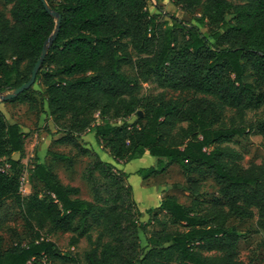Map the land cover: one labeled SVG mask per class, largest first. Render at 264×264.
Returning <instances> with one entry per match:
<instances>
[{
    "label": "trees",
    "instance_id": "trees-1",
    "mask_svg": "<svg viewBox=\"0 0 264 264\" xmlns=\"http://www.w3.org/2000/svg\"><path fill=\"white\" fill-rule=\"evenodd\" d=\"M3 1L10 8L9 17L0 12V94L28 82L55 27L40 0ZM149 1L45 0L61 22L36 75L38 91L33 85L7 102L32 106L35 95L43 94L62 135L56 143L71 147L77 158L93 159L83 173L93 200L59 183L44 163L27 170L43 195L23 196L24 131L0 112V204L13 199L30 232L28 243L0 250V264L77 263L50 237L88 220L97 235L93 239L84 229L90 246L83 264H246L231 219L256 218L264 240V164L245 167L232 146L246 132L248 112H264V0H166L187 13L200 10L196 25L152 13ZM246 63L255 83L245 81ZM23 64L26 76L19 73ZM146 87L159 93L146 97ZM165 92L191 98L167 99ZM84 136L116 164L147 153L155 166L135 174L142 180L176 165L186 177L210 176L221 198L185 206L166 196L149 213V231L138 220L140 211L133 218L123 210L126 203L136 207L130 175L84 148ZM175 187L192 195L199 190L196 181ZM77 244L73 238L71 246Z\"/></svg>",
    "mask_w": 264,
    "mask_h": 264
},
{
    "label": "rangeland",
    "instance_id": "rangeland-1",
    "mask_svg": "<svg viewBox=\"0 0 264 264\" xmlns=\"http://www.w3.org/2000/svg\"><path fill=\"white\" fill-rule=\"evenodd\" d=\"M228 1L233 4L241 2L240 0ZM147 7L152 13H158L160 10L163 14L174 16L192 25H196L194 18L199 17L201 14L200 10H196L194 13L182 11L166 0H150ZM9 8L3 0H0V12L8 17ZM229 18L228 16L227 19ZM19 73L21 76L28 74L25 64L21 65ZM245 81L255 83V78L247 63L245 64ZM33 89L38 91L36 84ZM146 89V97L159 93L147 87ZM11 92H5L3 95H8ZM165 95L167 99L179 101L191 98L188 94L172 92H165ZM35 99L36 103L32 106L25 103L0 101V112L5 122L7 124H18L24 131L25 152L21 160L24 172L35 164L44 163L56 174L59 183L79 188L80 197L92 201L91 189L83 179V173L93 159L91 157L77 158L71 147L56 143V140L62 135L57 134V129L48 117L43 94H36ZM245 129V134L242 137L235 138L232 146L243 154L242 164L245 167L250 164H264V112L262 109L248 112ZM79 141L84 148L95 152L104 162L111 163L115 169L130 175L127 183L132 186L131 199L136 207L126 203L123 210L128 209L133 218L137 217L136 210L140 211L142 217L138 220L140 223L148 225L147 229L149 231L153 229L149 224V213L156 212L157 203L166 196L175 197L180 204L185 206H188L194 199L210 204L221 198L220 188L210 176L191 174L186 177L176 165L169 167L166 172L156 177L135 182V180H131L132 175L138 177L135 174L140 169L155 166V160L147 153L140 159L127 164H116L107 151L97 146L91 137L84 136ZM191 181H196L199 185V190L195 195L175 187L176 185L190 187ZM33 193L42 196L43 186L36 180H30L27 175L21 188V194L27 197ZM129 212L126 213L129 214ZM229 225L236 227L241 234L238 244L240 259L246 264H264V240L262 232L257 228L256 218L243 221L231 219ZM132 228L136 229L135 226H132ZM84 229H88L89 234L95 239L97 229L94 227L92 220H88L84 227H77L73 232L58 231L50 237V240L56 244L63 254H68L77 261V263L56 262L54 264H83L84 255L90 246ZM73 238L78 239V244L74 247L71 246ZM137 239L140 247L143 248L146 245L145 237L139 229H137ZM29 241L30 232L24 227L23 219L15 201L13 199L5 200L0 204V250L9 249L18 243L26 244Z\"/></svg>",
    "mask_w": 264,
    "mask_h": 264
},
{
    "label": "water",
    "instance_id": "water-1",
    "mask_svg": "<svg viewBox=\"0 0 264 264\" xmlns=\"http://www.w3.org/2000/svg\"><path fill=\"white\" fill-rule=\"evenodd\" d=\"M40 1L43 4V7H44L45 11L50 15V17H52L55 20V27H54L53 33L51 34L49 39L46 41V43L44 45V48L42 50L41 56H40V58L38 59V61L36 62V64L34 65V67L32 69L31 76H30V79L28 80V82L23 84L18 89L13 90L8 95L0 94V101L1 102H7V101H10V100H13L19 94L23 93L24 91L28 90L29 88H31L34 85L35 79H36V75H37V73H38V71H39V69H40V67H41V65L43 63V60H44L45 55H46L47 48L51 45L52 41L55 39V37L57 35V32L59 30V26H60V22H61L60 16L57 13H55L54 11H51L49 9V7L47 6L45 0H40Z\"/></svg>",
    "mask_w": 264,
    "mask_h": 264
},
{
    "label": "built area",
    "instance_id": "built-area-1",
    "mask_svg": "<svg viewBox=\"0 0 264 264\" xmlns=\"http://www.w3.org/2000/svg\"><path fill=\"white\" fill-rule=\"evenodd\" d=\"M26 176H27V171H25V172L23 173V175L21 176V178H20V189L22 188V186H23V184H24V182H25V178H26Z\"/></svg>",
    "mask_w": 264,
    "mask_h": 264
},
{
    "label": "crops",
    "instance_id": "crops-1",
    "mask_svg": "<svg viewBox=\"0 0 264 264\" xmlns=\"http://www.w3.org/2000/svg\"><path fill=\"white\" fill-rule=\"evenodd\" d=\"M48 117H49V116H48ZM131 180H135V182H137V181L139 182V181H141L142 179H139L138 177H135L134 175H132V176H131ZM159 202H160V201H159ZM159 202H158V203H159ZM158 203H157V204H158Z\"/></svg>",
    "mask_w": 264,
    "mask_h": 264
}]
</instances>
